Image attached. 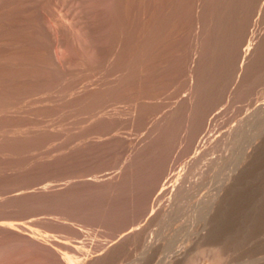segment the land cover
<instances>
[{
    "label": "rangeland",
    "instance_id": "374dc122",
    "mask_svg": "<svg viewBox=\"0 0 264 264\" xmlns=\"http://www.w3.org/2000/svg\"><path fill=\"white\" fill-rule=\"evenodd\" d=\"M155 1L0 0V224L28 229H0V264L80 263L131 227L94 263L264 264V0H183L179 21ZM196 8L225 13L197 24ZM196 31L212 44L196 49Z\"/></svg>",
    "mask_w": 264,
    "mask_h": 264
},
{
    "label": "bare ground",
    "instance_id": "6f19581e",
    "mask_svg": "<svg viewBox=\"0 0 264 264\" xmlns=\"http://www.w3.org/2000/svg\"><path fill=\"white\" fill-rule=\"evenodd\" d=\"M154 1H155V0H154ZM157 1H159L158 3H160V4L157 3L156 5H161V6H160L161 9H160V8H157V6H156V8H157L158 10H159V9L161 10V12L163 13V14H162V13H161V14H162L163 16L166 15L167 18H168V17H169V18H174L173 21H174V20L177 21L178 18H182V17H180L181 14H182V11L184 12V11L186 10L185 7L183 6V0H157ZM191 1H192V0H191ZM200 1H201V0H200ZM204 1L206 2V0H204ZM204 1H203V3H205ZM207 1H208V0H207ZM211 1H213V0H211ZM211 1H208V2H211ZM143 2H144V1H143ZM188 2H189V1H188ZM151 3H153V2L151 1ZM155 3H156V1H155ZM155 3H153V4L155 5ZM185 3H187V1H186ZM192 3H194V5H195V2H192ZM196 3H197V2H196ZM198 3H199V2H198ZM206 3H207V2H206ZM142 4H143V3H142ZM189 4H190V3H188V5H189ZM199 4H200V3H199ZM201 4H202V3H201ZM221 4L224 5V4H226V3H223V2H222ZM227 4H228V3H227ZM232 4H233V2H232ZM154 5H153V6H154ZM186 5H187V4H186ZM186 5H185V6H186ZM188 5H187V6H188ZM191 5H193V4H191ZM191 5H189L188 7H191ZM194 5H193L191 8H189L190 11H191V9H193V8L195 9ZM216 5H217V4H216ZM216 5H212V7H213V6H216ZM219 5H220V3H219ZM219 5H218V6H219ZM223 5H220V6L222 7ZM228 5H229V4H228ZM237 5H238V4H237ZM187 6H186V7H187ZM200 6H201V5H200ZM200 6H199V7H200ZM203 6H204V7H202V6H201V7H202V8H205V7H206V9H207V6H206L205 4H204ZM229 6H230V5H229ZM240 6H241V5H240ZM150 7H151V6H150ZM188 7H187V8H188ZM196 7H197V5H196ZM221 7H220V8H221ZM230 7H231V9H232V5H231ZM230 7H229V8H230ZM143 8H144V7H143ZM215 8L217 9V6H216ZM218 8H219V7H218ZM220 8H219L218 10L222 11V9H220ZM222 8L224 9V8H226V6H224V7H222ZM152 9H153V8H152ZM154 9H155V6H154ZM157 9H156V10H157ZM182 9H185V10H182ZM196 9H197L198 11H197V10H196L197 12L195 11V12H196V14H195L196 19H194V21L197 20L198 22L196 21V23L198 24V23L200 22V21H199V18H200V16L202 17L203 14L201 15V14L199 13L201 8H200V9L196 8ZM206 9H205V10H206ZM208 9H210V8L208 7ZM216 9L213 8L212 11H213V10L215 11ZM234 9H235V8H234ZM234 9H232V10H234ZM146 10H147V9H146ZM146 10H145V8H144V11H145V12H143V15H142V21H143L142 25H143V26H142V28L140 29L141 31H139V32L141 33V34H140L141 36H140V38H139V39H140V45H141V47L143 48V50H144V49L147 50V48H149L150 46H152V45H150V42H151L150 39H152V38H150V36H149V31H150L151 28H148V26H146V21L149 22L147 17H148L150 14H147V11H146ZM202 10H204V9H202ZM202 10H201V11H202ZM218 10L215 12L216 14H217ZM232 10L229 11V13L231 14V16H230V14H229V15L227 14V13H228V10H227L226 14L228 15V18H229V17H233V18H234V16L238 15V14H236V15L232 16ZM148 11H150V10H148ZM151 11H152V10H151ZM186 11H187V12H186ZM186 11H185V13H183V14H186V13L189 14V13H190V11H189V13H188V10H186ZM193 11H194V10H193ZM207 11H208V13L211 14V12H210L211 9H210V11H209V10H207ZM207 11H205L204 13L206 14ZM220 11H219V12H220ZM152 12H153V11H152ZM157 12H158V11H157ZM195 12H194V13H195ZM238 12H239V11H238ZM148 13H149V12H148ZM153 13H154V12H153ZM164 13H165V14H164ZM192 13H193V12H192ZM194 13H193L192 15H194ZM215 13L213 14V12H212V14H211L212 17H215V16H214ZM220 13H221V14H220ZM220 13H219V14H220L221 16L219 15V17H218V14H217V16H216V17H217V18H216L217 20H218L220 17L223 16V14L225 13V11H224L223 13H222V12H220ZM155 14H156V13H155ZM157 14H159L160 17L162 16L160 13H157ZM190 14H191V13H190ZM199 14H200V15H199ZM205 14H204V15H205ZM210 14H208V15H210ZM204 15H203V16H204ZM227 15H224V16H225L224 18H226ZM182 16H183V15H182ZM185 16H186V15H184V17H185ZM205 16H206V15H205ZM205 16H204V17H205ZM150 17H151V16H150ZM156 17H157V16H156ZM191 17L194 18V16H190L189 19H190ZM207 17L209 18V16H207ZM207 17H205V18L208 19ZM236 17H240V16L238 15V16H236ZM153 18H154V17H153ZM153 18H152V20H153ZM161 18H163V17H161ZM192 18H191V19H192ZM154 19H155V18H154ZM186 19H187V18H186ZM191 19H190V20H191ZM202 19H204V18L202 17ZM206 19H205V20H206ZM211 19H212V18H211ZM229 19H230V18H229ZM234 19H235V18H234ZM234 19H233V21H234ZM236 19H237V18H236ZM240 19H241V18H240ZM240 19H239V20H240ZM170 20H171V19H170ZM170 20L168 19V22H169ZM179 20H180V19H178V21H179ZM184 20H185V19H183V20H181V21H184ZM212 20H214V18H213ZM224 20H226V19H224ZM155 21H156V20H155ZM161 21L164 22L162 19H161L159 22H161ZM165 21H166V20H165ZM187 21H188V19L186 20V22H187ZM231 21H232V18H231ZM235 21H236V20H235ZM240 21H241V20H240ZM168 22H167V23H168ZM186 22H182V23H184V25H185V24L187 25L188 23H186ZM188 22H189V21H188ZM191 22H193V20H192ZM207 22H209V21L207 20ZM218 22H219V21H218ZM218 22H217V23H218ZM220 22H221V21H220ZM229 22H230V20H229ZM241 22H242V21H241ZM172 23H174V22H172ZM177 23H178V22H177ZM179 23H180V22H179ZM179 23H178V24H179ZM182 23H181V24H182ZM196 23H195V24H194V22L192 23V24L195 25V27H194L195 30L197 29V27H196ZM201 23L204 24L203 22H201ZM214 23H216V22L214 21ZM214 23H213V24H214ZM227 23H228V20L226 21L225 24H227ZM230 23H231V22H230ZM230 23L227 24L228 27L226 26V28H229ZM168 24H169V23H168ZM170 24H171V23H170ZM208 24H209V23H207V25H208ZM233 24L235 25V23H233ZM151 25H152V23H151ZM153 25H154V24H153ZM160 25H161V24H160ZM182 25H183V24H182ZM186 25H185V26H186ZM189 25H190V24H189ZM200 25H201V24H200ZM209 25H211V23H210ZM209 25H208V27H210V28L215 26V25H214V26H213V25H212V26H209ZM220 25H221V24H220ZM231 25H232V24H231ZM231 25H230V26H231ZM234 25H233V27H234ZM237 25H238V23H237ZM169 26H170V25H169ZM177 26H178V25H177ZM185 26H183V27H184V30H185ZM201 26H203V25H201ZM216 26L218 27L219 25H216ZM216 26H215V27H216ZM164 27H165V26H164ZM190 27H192V26L190 25ZM215 27H214V28H215ZM219 27H220V28H224V27H222V25L219 26ZM219 27H218L217 29L220 30ZM231 27H232V26H231ZM233 27H232V28H233ZM237 27H239V26H237ZM162 28H163V27H162ZM170 28L172 29V26H171ZM173 28H174V27H173ZM187 28H188V27H187ZM202 28L205 29V26H203ZM232 28H230V29L232 30ZM235 28H236V25H235ZM164 29H165V28H164ZM192 29H193V28H192ZM207 29H209V28H207ZM211 29H212V28H211ZM217 29L215 28V29H213V30L216 31ZM154 30H155V29H154ZM169 30H170V29H169ZM172 30H173V29H172ZM180 30H181V29H180ZM186 30H187V29H186ZM186 30H185V31H186ZM190 30H191V29H190ZM195 30H194V31H195ZM205 30H206V29H205ZM213 30H211L212 33L214 32ZM228 30H229V29H228ZM231 30H230V33H233V31L231 32ZM160 31H161V30H160ZM182 31H183V30H182ZM206 31H207V30H206ZM222 31L224 32V29H221V32L217 31V32H215V33H216V34H218V32H219V33H222ZM225 31H226V30H225ZM168 32H169V31H168ZM173 32H175V31H173ZM251 32H252V31H251ZM251 32H250V33H251ZM152 33L154 34L153 31H152ZM160 33H161V32H160ZM166 33H167V32H166ZM170 33H171V32H170ZM177 33H178V34H180V33L183 34V32H180V33L177 32ZM177 33H176V34H177ZM184 33L187 34V32H184ZM190 33H191V32H190ZM205 33H206V32H205ZM205 33H203V32H199V31H196L195 34H193L194 37H193V36H192V37L195 38V43H194V44H195L196 49H199V50H200V48L203 47V45H204L203 42H204V39H205L204 36L206 37V36L208 35L209 30H208V33H206L207 35H206ZM215 33H214V34H215ZM224 33L226 34V32H224ZM224 33H223V34H224ZM235 33H237V31L234 32V34H235ZM158 34H159V33H158ZM161 34H164V33H161ZM204 34H205V35H204ZM216 34H215V35H216ZM223 34H222V35H223ZM234 34H231L232 37H233ZM168 35H170V34L168 33ZM174 35H175V34H174ZM184 35H185V34H184ZM190 35H191V34H190ZM210 35H212L211 32H210ZM244 35H245V34H244ZM244 35H243V36H244ZM152 36H153V35H152ZM155 36H156V35H155ZM171 36H172V35H171ZM171 36H170V37H171ZM176 36H177V35H176ZM225 36H226V37H227V36L229 37V33L227 32V35H225ZM249 36H250V35H249ZM249 36H245V37L241 40V42H245V43H246V40L248 39ZM165 37H166V35H165ZM173 37H174V36H173ZM173 37H171V38H173ZM186 37H187V35H186ZM208 37H211V36L208 35V36H207V39H208ZM235 37H236V35H235ZM153 38H154V37H153ZM155 38H156V37H155ZM161 38H162V37H161ZM167 38H168V36H167ZM175 38H176V37H175ZM175 38H174V40H175ZM177 38H178V37H177ZM177 38H176V39H177ZM180 38H181V36H180ZM184 38H185V37H184ZM187 38H188V37H187ZM190 38H191V37H190ZM190 38H189V39H190ZM213 38H214V37H213ZM219 38H220V37H219ZM230 38H231V37H229V39H228V38H227V39L225 38V39H226V40H229V41L232 40V39H234V37H233L232 39H230ZM250 38H251V36H250ZM157 39H158V38H157ZM157 39H156V40H157ZM163 39L165 40V38H163ZM163 39H162V40H163ZM168 39H169V38H168ZM168 39H167V40H168ZM210 39H211V38H210ZM214 39H217V41H218V38H217V37H215ZM223 39H224V38H223ZM223 39L220 38V40H223ZM158 40H159V39H158ZM170 40H172V39H170ZM180 40H181V39H180ZM186 40H187V39H186ZM190 40H191V39H190ZM211 40H212V39H211ZM176 41H177V40H176ZM176 41L174 42L175 44H176ZM188 41H189V40H188ZM188 41H187V42H188ZM206 41H210V40L208 39V40H206ZM212 41H214V40H212ZM232 41H233V44H234V43H235L234 40H232ZM248 41H249V39H248ZM152 42H153V41H152ZM152 42H151V43H152ZM156 42H157V41H156ZM161 42H162V41H161ZM164 42H165V41H164ZM179 42H180V41H179ZM183 42H185V41L183 40ZM193 42H194V41H193ZM210 42H211V41H210ZM214 42H216V41H214ZM214 42H213V43H214ZM224 42H226V41H224ZM167 43H169V42H167ZM181 43H182V41H181ZM218 43H219V42H218ZM218 43H217V44H218ZM153 44H154V42H153ZM156 44H157V43H156ZM162 44H163V42H162ZM165 44H166V43H165ZM177 44H178V43H177ZM182 44H183V43H182ZM194 44H193V46H194ZM211 44H212V42H211ZM211 44H210V45H211ZM215 44H216V43H215ZM215 44H213V45H215ZM217 44H216V45H217ZM221 44H222V48H225V47H223V46H226V45L228 46L227 43L224 44V43L222 42ZM223 44H224V45H223ZM131 45H133V43H131ZM160 45H161V43H160ZM160 45L157 44V46H159V47H160ZM167 45H168V44H167ZM183 45H184V44H183ZM183 45H182V46H183ZM216 45H215V46H216ZM242 45H243V44H242ZM246 45H247V44H246ZM128 46H129V44H128ZM155 46H156V45H155ZM171 46H172V44H171ZM171 46H170V47H171ZM175 46H176V45H175ZM175 46H174V47H175ZM179 46H180V45H179ZM179 46H178V47H179ZM182 46H180V47H182ZM190 46H191V45H190ZM215 46H214V47H215ZM218 46H219V48L221 47L220 45H218ZM218 46H217V47H218ZM247 46H248V45H247ZM129 47L131 48V46H129ZM163 47L166 48L165 45H164ZM174 47H173V51H172V52H174ZM176 47H177V46H176ZM180 47H179V48H180ZM184 47H185V46H184ZM209 47H210V46H209ZM214 47H213V48H214ZM217 47H216V49H217ZM229 47L231 48V46H229ZM150 48H151V47H150ZM161 48H162V47H161ZM171 48H172V47H171ZM171 48H170V49H171ZM252 48H253V47H252ZM252 48H251V46L249 45L245 50H242V51H243V54H242V59H243V60H241V62H242L241 70L245 67L244 64H245V62H247V61H245V60H246V59L248 60V57H249L250 55H252V53L254 52V50H253ZM154 49H156V48H154ZM154 49H153V51H154ZM181 49H182V48H181ZM181 49H179V50H181ZM186 49H187V46H186ZM189 49H190V48H189ZM191 49H192V47H191ZM211 49H212V47H211ZM214 49H215V48H214ZM226 49L228 50L229 48L226 47ZM145 50H144V51H145ZM187 50H188V49H187ZM187 50H186V51H187ZM199 50H198V51H199ZM207 50H208V49H207ZM207 50H206V51H207ZM221 50H222V52H223L224 49H221V48H220V50L218 49V51H221ZM229 50H230V49H229ZM229 50H228V51H229ZM150 51H151V50H150ZM158 51L160 52V49H158ZM161 51H162V50H161ZM169 51H170V52H169ZM188 51H189V50H188ZM200 51H201V50H200ZM211 51H212V50H211ZM224 51H225V50H224ZM137 52H138V51H137ZM151 52H152V51H151ZM159 52H158V53H159ZM168 52L171 53V50H168ZM176 52H177V51H176ZM179 52H180V51H179ZM184 52H185V51H184ZM208 52H210V51H208ZM215 52H217V50H215ZM222 52H221V53H222ZM128 53H129V52H128ZM138 53H140V52H138ZM146 53H147V52H146ZM148 53H149V51H148ZM158 53H156V55H157ZM169 53H168V54H169ZM186 53H187V52H186ZM202 53H203V51H202ZM224 53H225V52H224ZM126 54H127V52H126ZM159 54H162V53H159ZM163 54H164V53H163ZM165 54H166V53H165ZM171 54H172V53H171ZM174 54H175V53H174ZM174 54H173V55H174ZM219 54H220V53H219ZM222 54H223V53H222ZM139 55H141V54H139ZM147 55H149V54H147ZM147 55H145V56H147ZM151 55H154V54H151ZM169 55H170V54H169ZM181 55H182V54H181ZM181 55H180V56H181ZM212 55H213V54H212ZM215 55H216V54H215ZM124 56H125V55H124ZM124 56H123V57H124ZM132 56H133V55H132ZM143 56H144V54H143ZM143 56H138V57H143ZM145 56H144V57H145ZM157 56H158V55H157ZM160 56H161V55H160ZM166 56H168V55H165V57H166ZM174 56H175V55H174ZM176 56H177V55H176ZM213 56H214V55H213ZM217 56H218V55H217ZM130 57H131V56H130ZM163 57H164V56H163ZM182 57H183V56H182ZM126 58H127V57H126ZM159 58H160V57H159ZM173 58H174V57H173ZM180 58H181V57H180ZM184 58H185V57H184ZM214 58H215V57H214ZM218 58H219V57H218ZM115 59H116V58H115ZM130 59H131V58H130ZM135 59H136V58H135ZM135 59H134V60H135ZM143 59H144V58H143ZM149 59H151V57H150ZM149 59H148V61H149ZM152 59H153V58H152ZM154 59H155V56H154ZM157 59H158V58H157ZM164 59H165V58H164ZM164 59L162 58L161 61L164 60ZM174 59H175V58H174ZM190 59H191V58H190ZM249 59H250V58H249ZM109 60H110V59H109ZM122 60H123V58H122ZM124 60H125V59H124ZM138 60H139V59H138ZM138 60H137V62L135 61V63H138ZM155 60H156V59H155ZM169 60H170V59H169ZM169 60H168V61H169ZM172 60H173V59H172ZM176 60H177V59H176ZM110 61H111V60H110ZM117 61H118V60H117ZM140 61H141V60H140ZM152 61H153V60H152ZM159 61H160V60H159ZM159 61H158V62H159ZM126 62H127V60H126ZM129 62H130V60H129ZM141 62H142V61H141ZM155 62H156V61H155ZM179 62H180V61H179ZM179 62H176V63H179ZM181 62H182V61H181ZM121 63H122V62H121ZM123 63H125V61H124ZM127 63H128V62H127ZM127 63H126V65H127ZM131 63H132V62H131ZM133 63H134V62H133ZM150 63H151V62H150ZM152 63H153V62H152ZM166 63L169 64V62H166ZM170 63H171V60H170ZM118 64H119V63H118ZM138 64H139V63H138ZM142 64H143V63H142ZM148 64H149V63H148ZM171 64H172V63H171ZM135 65H136V64H135ZM139 65H141V64H139ZM152 65H154V64H152ZM159 65H160V64H159ZM164 65H165V63H164ZM127 66H128V65H127ZM127 66H126V67H127ZM145 66H146V64H145ZM145 66L143 65L144 68H145ZM148 66H149V65H148ZM157 66H158V65H157ZM113 67H115V66H113ZM123 67H124V66H123ZM150 67H151V66H150ZM152 67L154 68V66H152ZM160 67H162V66H160ZM165 67L167 68V66H165ZM165 67H164V68H165ZM171 67H172V65H171ZM117 68H118V67H117ZM128 68H129V66H128ZM128 68H127V69H128ZM132 68H133V67H132ZM138 68H139V67H138ZM144 68H143V69H144ZM147 68H148V67H147ZM157 68H158V67H157ZM108 69H110V68H108ZM129 69H131V67H130ZM134 69H135V68H134ZM136 69H137V68H136ZM141 69H142V68H141ZM158 69H159V68H158ZM173 69H175V68H173ZM173 69H172V70H173ZM110 70H111V69H110ZM123 70H124V69H123ZM132 70H133V69H132ZM144 70H145V69H144ZM148 70H149V69H148ZM154 70H155V68H154ZM161 70H162V69H161ZM129 71H131V70H129ZM134 71H135V70H134ZM138 71H139V70H138ZM170 71H171V70H170ZM110 72H111V71H110ZM121 72H122V71H121ZM126 72H127V71H126ZM150 72H151V70H150ZM150 72H149V73H150ZM153 72H155V71H153ZM153 72H152V73H153ZM156 72H157V71H156ZM156 72H155V73H156ZM194 72H195V71H194ZM122 73H123V72H122ZM139 73H140V71H139ZM142 73H144V72H141V74H142ZM146 73L148 74L147 71H146ZM162 73H163V72H162ZM164 73H165V72H164ZM130 74H132V73H130ZM166 74H167V73H166ZM114 75H115V74H114ZM117 75H119V74H117ZM126 75H127V74H126ZM138 75H139V74H138ZM148 75H149V74H148ZM164 75H165V74H164ZM109 76H110V75H109ZM115 76H116V75H115ZM142 76H143V74H142ZM159 76H160V74H159L157 77H159ZM166 76H167V75H166ZM110 77H111V76H110ZM120 77H122V75H120ZM129 77H130V75H129ZM129 77H128V78H129ZM140 77H141V76H140ZM140 77H139V79H140ZM144 77H145V75H144ZM146 77H147V76H146ZM154 77H156V76H154ZM164 77H165V76H164ZM122 78H123V77H122ZM141 78H142V77H141ZM149 78H150V77H149ZM151 78H153V77L151 76ZM151 78H150V80H151ZM117 79H118V78H116V80H117ZM129 79H130V78H129ZM143 79H144V81H145V78H143ZM143 79H142V80H143ZM147 79H148V78H146V80H147ZM154 79H156V78H154ZM163 79H164V78H163ZM107 80H108V79H107ZM109 80H110V79H109ZM114 80H115V79H114ZM123 80H124V79H123ZM126 80H128V79L126 78ZM148 80H149V79H148ZM152 80H153V79H152ZM157 80H158V79H157ZM110 81H111V80H110ZM119 81H121V80H119ZM144 81H143V82H144ZM158 81H159V80H158ZM112 82H113V81H112ZM115 82H116V81H115ZM121 82H122V81H121ZM124 82L126 83V81H124ZM124 82H123V83H124ZM141 82H142V81H141ZM148 82H150V81H148ZM163 83H164V82H163ZM108 84H109V83H108ZM110 84H112V83L110 82ZM121 84H122V83H121ZM126 84H127V83H126ZM144 84H145V83H144ZM146 84H147V83H146ZM154 85H155V84H154ZM117 86H118V84H117ZM124 86H125V85H124ZM111 87H112V86H111ZM149 87H150V86H149ZM157 87H158V85H157ZM123 88H124V87H123ZM152 88H154V86H152ZM111 89H112V88H111ZM121 89H122V88H121ZM124 89H125V88H124ZM156 89H157V88H156ZM156 89H155V90H156ZM113 90H114V88H113ZM113 90H112V91H113ZM115 90H116V89H115ZM118 90H119V89H118ZM125 90H126V89H125ZM141 90H142V89H141ZM150 90H151V89H150ZM109 91H110V90H109ZM109 91H108V93H109ZM148 91H149V90H148ZM124 92H126V91H124ZM119 93H120V92H119ZM154 93H156V91H155ZM123 94H124V93H122V95H123ZM106 95H107V94H106ZM114 95H115V94H114ZM118 96H119V95H118ZM124 98H125V95H124ZM114 99H115V98H114ZM185 99H186V98H185ZM106 100H107V99H106ZM147 100H148V99H147ZM113 101H114V100H113ZM115 101H116V100H115ZM117 101H119V100H117ZM130 101H131V99H130ZM130 101H129V102H130ZM183 102H184V101H183ZM185 102H187V101H185ZM108 103H111V100H110V102H108ZM114 103H116V102H114ZM119 103H120V102H119ZM131 103H132V102H131ZM131 103H129V105H128V100H127V102H126V104H127L128 106H130ZM98 104H99V103H97V106H99ZM117 104H118V102H117ZM83 105H84V104H83ZM102 105H103V104H102ZM102 105H101V106H102ZM110 105H111V104H110ZM110 105H109V106H110ZM133 105H134V103H133ZM81 106H82V105H81ZM86 106H87V105H86ZM88 106H89V105H88ZM94 106H95V105H94ZM121 106H122V105H121ZM76 107H77V106H76ZM95 107H96V106H95ZM103 107H104V106H103ZM116 107H117V106H116ZM78 108H79V107H78ZM87 108H88V107H87ZM104 108H105V107H104ZM108 108H109V107H108ZM113 108H115V107H113ZM123 108H124V106H123ZM111 109H112V107H111ZM128 109H129V108H128ZM76 110H78V109H76ZM76 110H75V111H76ZM106 110H107V109H106ZM119 110H121V109H119ZM119 110H117V112H118ZM78 111H79V110H78ZM83 111H84V109H83ZM98 111H99V110H98ZM107 111H109V110H107ZM114 111H115V110H114ZM121 111H122V110H121ZM76 112H77V111H76ZM95 113H96V112H95ZM99 113H100V112H99ZM81 114H82V113H81ZM83 114H84V113H83ZM93 114H94V113H93ZM93 114H92V115H93ZM123 114H124V112H123ZM79 115H80V114H79ZM112 115H113V114H112ZM117 115H118V114H117ZM120 115H121V114H120ZM125 115H126V114H125ZM77 116H78V115H77ZM99 116H100V115H99ZM107 116H108V115H107ZM95 117H96V116H95ZM119 117H120V116H119ZM123 117H124V116H123ZM88 118H89V117H88ZM115 118H116V117H115ZM76 119H77V118H76ZM79 119H80V118H79ZM96 119H97V118H96ZM113 119H114V118L112 117V120H113ZM89 120H91V119H89ZM108 120H109V119H108ZM119 120H120V118H119ZM113 121H114V124H115L116 120H113ZM77 122H78V121H77ZM81 122H82V121H81ZM84 122H85V121H84ZM84 122H83L82 124H84ZM78 123H79V122H78ZM118 123H119V122H118ZM110 125H111V124H110ZM115 125H116V124H115ZM78 128H79V126H78ZM113 128L115 129V127H113ZM92 137H93V136H92ZM261 138H262V137H261ZM89 139H90V138H89ZM94 140H95V139H94ZM92 144H93V143H92ZM253 147H254V146H253ZM256 147H257V146H256ZM250 149H251V148H250ZM252 149H253V148H252ZM252 151H253V150H252ZM257 152H258V150H257ZM247 153H248V152H247ZM255 153H256V152L253 151V152H251V153L248 154V158H249L250 162H249V160H248V165H246L242 170H239V173H238V174L236 175V177H235V184H236V185L240 186L241 183H243V182H242V179H241L242 173H243L244 171L246 172V171L248 170V168H249L250 166H252L251 164H252L253 156H255V155H254ZM246 158H247V157H246ZM248 158H247V159H248ZM254 161H255V160H254ZM246 163H247V162H246ZM241 166H242V165H241ZM167 181H168V180H167ZM112 182H113V181H112ZM119 182H120V180H119ZM93 183H94V182H93ZM95 184H96V183H95ZM167 184H168V183H167ZM167 184H166V185H167ZM230 184H231V183H230ZM103 185H104V184H103ZM96 186H97V185H96ZM43 189H44V188H43ZM49 189H50V188H49ZM162 189L164 190L165 188H162ZM162 189H161V192H162ZM167 189H169V188H167ZM45 190H46V189H45ZM50 191H51V190H50ZM40 193H42V192H40ZM163 193H164V192H163ZM19 195H20V194H19ZM160 195H161V194H160ZM20 196H21V195H20ZM22 196H23V195H22ZM14 197H15V196H14ZM153 209H154V208H153ZM133 227H134V226H133ZM131 228H132V227H131ZM131 228L129 229L130 232H128L129 230H127L128 233L126 232L125 234H123V235L120 237V239H119L117 242H115V244H113L112 246L110 245V247H108V249L104 252V255H100V256H98V257H96V258H95V257H87V258H84V260L81 259V260H80V263H76L75 261L69 259L68 261L65 260V261L63 262V264H95L96 261H98V260H100V259H102V258H104V257L106 258V256H108V255H109L112 251H114L116 248H118V247H120V246H123V244H125V242L127 243V241H129V240H131V239H134V240H133V242H134L136 236L139 235V234L142 232V231H141L142 229L139 230L138 228H135V227H134V228L131 230ZM139 228H141V227H139ZM0 229H2V230H6V231H9V232H16V234H17V233H19V234H24L23 232L28 231L27 226L24 225L23 223H22V224H21V223H19V224L2 223V224H0ZM29 231H30V230H29ZM33 233H34V232H33ZM36 235H37V234H36ZM20 236H21V235H20ZM33 236H34V235H33ZM139 236H140V235H139ZM139 236H138V237H139ZM144 237H145V236H144ZM35 238H36V237H35ZM140 238H141V237H140ZM140 238H139V239H140ZM136 239H137V238H136ZM145 239H146V238H145ZM39 241H40V240H39ZM41 241H43V240H41ZM49 241H50V240H49ZM131 241H132V240H131ZM138 241H139V240H138ZM36 242H37V241H36ZM136 243H137V242H136ZM39 244H40L41 246H43V245H44V246H49V247L51 246V245H47L46 242H44V241H43V242H39ZM128 244H129V243H128ZM133 244H134V243H133ZM54 245H55V246H58V244L56 245L55 242H54ZM59 246H60V244H59ZM49 247H48V248H49ZM60 247H61V246H60ZM51 248H52V246H51ZM77 261H79V260H77ZM94 262H95V263H94Z\"/></svg>",
    "mask_w": 264,
    "mask_h": 264
}]
</instances>
